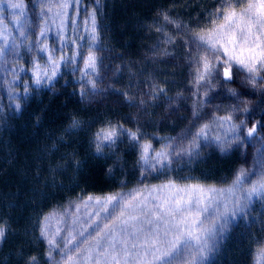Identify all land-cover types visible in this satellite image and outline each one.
Instances as JSON below:
<instances>
[{
  "label": "snow or ice",
  "instance_id": "6c2138e0",
  "mask_svg": "<svg viewBox=\"0 0 264 264\" xmlns=\"http://www.w3.org/2000/svg\"><path fill=\"white\" fill-rule=\"evenodd\" d=\"M94 4L85 5L83 0H35L41 20L39 34H36L30 23L20 22L24 14L22 0L16 3L9 0L8 7L20 11L14 18L18 37H11L7 26L0 29V71L12 77L7 105L10 110H21L22 101L34 91L32 85L54 88L61 69L68 65L72 66L74 74L79 73L77 83L81 98L96 93L101 63L97 55L101 0H94ZM158 15L165 24L177 29L176 35L183 39L187 49L190 83L195 89L192 91L195 120L203 119L200 108L210 102L204 98L216 88L226 89L239 98L235 89L229 87V82H234L237 76H242L247 85L264 91V0H217L214 11L209 13L211 27L196 30L180 24L168 12ZM184 28L188 31H181ZM155 31L164 45L177 44L176 37L163 26L156 27ZM21 50L33 54L31 67L9 69L10 62L15 64L21 58ZM164 54L171 55L167 47ZM21 72H31V76L23 79ZM17 81L23 83L22 94L12 87ZM148 87L145 95L151 101L167 95L159 84ZM123 96L129 103L136 99L128 92ZM139 103L144 105L147 101L141 98ZM248 111L247 107L235 104L226 115L215 117L194 133L188 130L179 140L158 138L167 140L159 149L153 146V138H146L139 127L133 130L109 121L97 128L90 140L94 155L102 157L113 151L118 142L127 140L136 150L139 175L144 179L154 173L171 171L178 160L198 157L202 140H214L221 151L233 145L242 149L246 141L252 142L253 163L239 168L226 187L179 186L169 180L162 185H144L128 193L89 195L79 203L70 202L68 209L52 212L39 221V236L47 245L45 264H209L211 254L226 238L230 222L237 220L247 224L251 264H264V133L260 131L264 123L258 120L247 127L245 119L234 115ZM190 124L196 126L194 121ZM214 125L227 126L225 135L210 138L208 132ZM81 127L82 122L73 116L69 130ZM254 201L261 202V211L256 212L252 207ZM253 212L262 225L260 233L253 232V224L248 223ZM6 234V225L0 223V240L5 239ZM25 264H39L37 256H29Z\"/></svg>",
  "mask_w": 264,
  "mask_h": 264
},
{
  "label": "trees",
  "instance_id": "16d2710c",
  "mask_svg": "<svg viewBox=\"0 0 264 264\" xmlns=\"http://www.w3.org/2000/svg\"><path fill=\"white\" fill-rule=\"evenodd\" d=\"M22 1L32 30L39 34L41 20L35 0ZM216 3L217 0H101L97 51L101 63L95 94L81 98L79 73L74 74L71 65L61 69L54 88L32 85L34 91L22 101L19 112L7 107L8 94L0 92V223L7 230L6 238L0 240V264H25L32 255L37 256L39 264H45L39 221L72 200L169 180L177 184L225 186L239 168L252 166V142L246 141L242 149L233 145L227 151L217 145H202L198 157L178 160L171 171L144 179L139 175L136 150L127 140L118 142L113 151L102 157L95 156L90 147L93 133L109 121L133 130L139 127L146 138H153L157 149L167 142L158 138L179 140L188 130L194 133L211 119L226 115L235 104L249 109L234 113L246 120L247 127L258 120L264 123V91L247 85L242 76L229 82L239 98L216 88L204 98L210 102L200 108L203 119L195 120L192 115L195 89L190 83L187 49L176 35L177 29L165 24L158 13L168 12L180 24L196 30L211 26L209 13ZM160 26L176 37V45L161 43V36L155 31ZM181 31L187 32L188 28ZM165 47L171 55L164 54ZM24 54V68H30L33 54L25 50ZM25 75L28 79L31 72ZM151 84H159L167 95L149 100L145 94ZM22 92L23 87L19 94ZM124 92L135 96V101L129 103ZM141 98L147 103L140 105ZM73 116L82 122V127L70 131ZM90 124L94 126L89 127ZM260 131L264 133V128ZM34 188L37 196L30 191ZM41 193L47 196L39 199ZM252 207L256 212L262 210L260 201H254ZM256 212L248 223L253 224V232L260 233L262 225ZM225 237L219 250L210 256L209 264H251L247 224L234 221Z\"/></svg>",
  "mask_w": 264,
  "mask_h": 264
},
{
  "label": "rangeland",
  "instance_id": "374dc122",
  "mask_svg": "<svg viewBox=\"0 0 264 264\" xmlns=\"http://www.w3.org/2000/svg\"><path fill=\"white\" fill-rule=\"evenodd\" d=\"M11 2H13V3L21 2V0H11ZM22 3L24 5V14H23V16L20 17V22L21 23H24L26 21V22L29 23L28 14H27V11H26V8H25V4H24L23 1H22ZM83 3L85 5L91 4V5L95 6L94 0H83ZM8 4H9V0H0V29H2L3 26H7V28H8V34L11 37H18L19 36V32L17 31L18 25L14 22V18L17 17L18 15H20V11L19 10H14V9L8 7ZM89 10H91V9H89ZM69 11L73 15L75 14L74 11H73V9L70 8ZM38 13H39V8H38ZM78 19H80V20L83 19V13H82V15L80 17H78ZM53 34L54 33H49V35H53ZM48 42L50 43L51 41H48ZM24 55H25L24 54V50H21V58L15 64L12 63V62H10L7 65V67L9 69H12L13 67H19V66H23L24 67V64H23V57H24ZM57 55H59V54H57ZM11 59L12 58H10V61H11ZM44 59H46V57H44ZM20 75L22 77H24L25 72H21ZM25 79H27V76L26 75H25ZM5 81H8L9 83H5ZM11 83H12V77L10 75H8L7 73H4L3 71H0V92H4V93H7L8 94L9 84H11ZM12 87H14L17 90V93L19 94V90L23 87V83H22V81H17L14 84H12ZM213 119H211V120H213ZM226 129H227V126H225V128H219V127H217V126L214 125L210 129V131L208 132V136L210 138H214L217 134H219L221 136H224L225 135V132H226ZM201 145H212V146H215L216 143L214 142V140H211V139L210 140H202L201 141ZM165 183H167V182L160 183V184H156V185H162V184H165ZM185 184H178V185L179 186H183ZM190 185H196V184H190ZM201 185H203V184H201ZM205 186H208V185H205ZM214 186L220 188V187H226L227 185H225V186H223V185H214ZM35 189L36 188H34L33 191L32 190H30V191L33 193V195L37 196L36 195L37 192L35 191ZM134 189H138V188H134ZM134 189H130V190L123 191V192L128 193V192L133 191ZM45 196H47L45 193H41L40 196H39V199H41V197H45ZM103 196H105V195H103ZM33 198H34V196L32 197V199ZM86 198L87 197H84V198L82 197V198H78V199L72 200L70 202L72 204H76V203H79L81 201V199H86ZM70 202L66 206H63L61 208H58V209H55V210L49 212L47 215H49L52 212H56V213L63 212L65 209H68L69 208ZM84 211L85 210L82 207L81 208V213H83ZM233 222L234 221H231L230 222V226H231V224ZM228 232L225 234V236L228 234ZM222 241L219 242L218 248H219V246H220V244H221ZM44 244H45V256H46V249H47L46 242H44ZM218 248H217V250H219ZM211 256H213V254H211ZM57 259H59V257H57Z\"/></svg>",
  "mask_w": 264,
  "mask_h": 264
}]
</instances>
